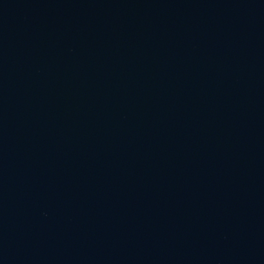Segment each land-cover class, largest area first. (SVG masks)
Returning <instances> with one entry per match:
<instances>
[{"label": "water", "instance_id": "1", "mask_svg": "<svg viewBox=\"0 0 264 264\" xmlns=\"http://www.w3.org/2000/svg\"><path fill=\"white\" fill-rule=\"evenodd\" d=\"M0 264H264V0H0Z\"/></svg>", "mask_w": 264, "mask_h": 264}]
</instances>
